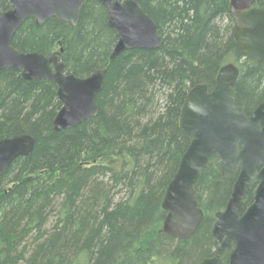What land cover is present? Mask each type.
Listing matches in <instances>:
<instances>
[{"label":"trees","instance_id":"16d2710c","mask_svg":"<svg viewBox=\"0 0 264 264\" xmlns=\"http://www.w3.org/2000/svg\"><path fill=\"white\" fill-rule=\"evenodd\" d=\"M229 3L140 0L162 45L113 61L117 37L96 1L83 6L75 28L49 19L18 29L11 45L19 53L61 50L68 74L105 75L98 115L55 132L56 85L0 71V141L22 135L35 141L31 154L0 178V264H198L213 256L215 215L225 209L237 173L223 177L211 157L194 186L203 219L188 241L163 233L161 204L191 143L178 128L188 92L199 85L211 90L220 69L234 65L237 110L250 116L264 101V62L241 55Z\"/></svg>","mask_w":264,"mask_h":264},{"label":"water","instance_id":"95a60500","mask_svg":"<svg viewBox=\"0 0 264 264\" xmlns=\"http://www.w3.org/2000/svg\"><path fill=\"white\" fill-rule=\"evenodd\" d=\"M87 1L0 0V71L12 70L25 81L56 85L61 109L52 123L55 132L74 128L98 115L96 97L102 90L105 70L78 78L66 72L61 50L50 56L19 53L11 42L27 20L41 27L49 19H56L75 28ZM93 1L106 9L107 26L117 37L110 61L126 51L161 47L157 28L140 7V0ZM256 1L230 0L229 14L243 58L264 62V7H254ZM238 75V69L228 65L220 69L210 92L205 85L192 88L178 120L179 130L191 138V143L161 204L166 213L164 234L185 242L197 230L203 213L196 203L194 186L212 156L218 160L223 177L237 173L225 209L215 215L213 256L198 264H264V101L250 116L240 113L234 95ZM34 144L28 135L0 141V178L15 160L30 155ZM253 188L252 204L244 208ZM226 254L227 262L223 263L221 258Z\"/></svg>","mask_w":264,"mask_h":264},{"label":"flooded vegetation","instance_id":"af4514ba","mask_svg":"<svg viewBox=\"0 0 264 264\" xmlns=\"http://www.w3.org/2000/svg\"><path fill=\"white\" fill-rule=\"evenodd\" d=\"M211 90H212V89H211ZM211 90H208V92H210ZM253 193H254V188H253ZM213 250H214V248H213ZM230 251H231V250H230ZM230 251H229V252H230ZM226 255H227V254H226ZM224 256H225V255H224ZM222 258H223V257H222ZM222 258H221V259H222Z\"/></svg>","mask_w":264,"mask_h":264}]
</instances>
